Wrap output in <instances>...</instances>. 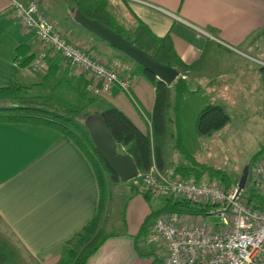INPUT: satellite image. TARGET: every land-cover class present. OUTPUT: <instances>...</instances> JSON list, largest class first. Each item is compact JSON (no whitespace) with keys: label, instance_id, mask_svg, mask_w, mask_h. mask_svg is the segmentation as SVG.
I'll return each mask as SVG.
<instances>
[{"label":"crops","instance_id":"crops-1","mask_svg":"<svg viewBox=\"0 0 264 264\" xmlns=\"http://www.w3.org/2000/svg\"><path fill=\"white\" fill-rule=\"evenodd\" d=\"M34 1L40 11L51 17L60 31L71 38L67 30L71 33L74 28L66 24L64 16L60 23L57 14H65V17L74 14V5L69 11H61L56 4L58 0ZM107 10L125 30H132L139 19L156 36L169 34L177 54L187 64L199 60L206 50L198 68L185 78L188 92L199 90L203 84L215 83L219 84L214 86L215 93H227L235 100L243 96L242 92L248 95L264 93V77L260 71L264 67V0H107ZM0 27V87L14 82L37 84L42 74L32 73L27 67L19 68L14 61L19 42L29 44L31 52L38 45L10 16L8 0H0ZM77 43L84 44V39ZM87 49L94 53L93 44ZM48 61L56 62L68 78L81 74L55 53L49 54ZM114 69L122 71V68ZM83 74L91 80L88 74ZM130 85L136 104L114 84L107 93L99 96L104 105L116 106L146 134L150 126L145 117L152 111L155 88L142 75H135ZM174 110L177 112L178 108ZM173 120L176 123L177 115ZM0 132L4 137V163L0 166L3 227L39 264H56L63 244L97 213L100 190L95 172L71 139L53 128L0 122ZM170 146L168 140L165 159L167 166H175L169 154ZM142 192L143 196L136 198L141 205L148 204L149 207L133 220L131 230L130 221L124 215V206L128 204L124 199L119 218L114 217L115 223L111 224L112 200L107 193L103 228L111 236L85 264H151L153 256L148 258L147 253L159 257L163 253L164 256V245L153 231L154 218L149 221L146 231L140 233L143 218L162 202L145 187ZM206 222L217 232L224 229L219 219ZM124 226L128 229H123ZM113 227L118 228L117 232L111 229ZM150 233H153L151 240ZM138 242L146 244L142 258L136 255Z\"/></svg>","mask_w":264,"mask_h":264},{"label":"trees","instance_id":"trees-1","mask_svg":"<svg viewBox=\"0 0 264 264\" xmlns=\"http://www.w3.org/2000/svg\"><path fill=\"white\" fill-rule=\"evenodd\" d=\"M70 1L73 3L74 8L80 10L83 15L107 25L132 45L151 54L160 63L175 68L179 74L172 84H166L136 63L131 71L122 69V73L134 76L142 75L154 85V104L152 111L147 115L150 121V129L146 134L140 131L116 106L112 104L104 105L102 100L96 98L98 96L92 95L88 90L89 79L85 74L81 73L68 78L65 73L61 72L56 62L49 63L47 70L42 74L37 84L29 85H38L45 91L42 94L25 95L29 90L28 86L18 82L0 87V122L28 123L57 130L61 135L71 139L88 159L95 172L100 190L97 213L63 244L61 256L56 263L85 264L106 239L111 236L103 228L107 186L109 182L121 181L94 148L85 122L92 115H100L107 131L114 141L132 157L139 173L147 171L152 164H155L161 170L165 169L168 164L165 159V149L169 137L173 136L169 126V111L172 108L177 109L178 102L188 92L185 78L198 68L206 50L201 53L199 60L187 64L177 54L169 34L156 36L139 19L132 30L122 28L109 14L107 0ZM1 31L0 27V34ZM32 59L33 53L30 45L24 41L19 42L15 48L14 57L17 66L26 68ZM260 71L264 77V67ZM67 90L74 92L75 98L73 100L66 96ZM94 104L97 107L91 109L90 107ZM228 120L227 113L220 105H207L198 113L195 124L196 132L199 136L208 135L221 129ZM179 140V137H177L176 145L180 144ZM173 167L176 173L184 179L188 180V175L193 174L183 166L175 165ZM208 169L209 179L207 182L218 180L224 188L231 186L232 180L227 172L220 169ZM196 172H199L200 175L203 170ZM246 172L247 169L245 168L243 176L246 175ZM199 175L196 177H199ZM257 180L261 185V181L258 178ZM129 181H134V187L135 184L145 187L139 177ZM195 182L198 183L197 180ZM244 188L243 190H245ZM242 191L241 198L249 206L264 211V195L260 189L253 186L244 195ZM150 194L156 197L151 191ZM157 199L161 200L162 205L144 217L140 225V233L146 231L149 221L157 216L190 214L206 218L209 212L215 208V204L210 202H193L174 195H162L158 196ZM152 256L151 264H163L161 257L152 253L146 254L148 258ZM0 264H39L13 239V234L3 227L1 219Z\"/></svg>","mask_w":264,"mask_h":264},{"label":"built area","instance_id":"built-area-1","mask_svg":"<svg viewBox=\"0 0 264 264\" xmlns=\"http://www.w3.org/2000/svg\"><path fill=\"white\" fill-rule=\"evenodd\" d=\"M8 2L10 16L38 45L27 66L32 73L43 74L47 70L52 52L79 73L91 77L88 90L92 95L105 94L114 84L134 101L130 90L134 75L108 66L105 60L82 48L61 32L34 0ZM145 119L150 126L149 119ZM256 176L264 195V161L257 164ZM138 177L156 197L174 195L193 202L215 204L208 216L218 217L224 226L223 231L217 232L201 216H157L152 227L164 245L163 264H264V211L253 209L241 198L238 183L224 188L218 180L191 182L176 173L173 166L161 170L155 164ZM173 216L181 220H172Z\"/></svg>","mask_w":264,"mask_h":264},{"label":"rangeland","instance_id":"rangeland-1","mask_svg":"<svg viewBox=\"0 0 264 264\" xmlns=\"http://www.w3.org/2000/svg\"><path fill=\"white\" fill-rule=\"evenodd\" d=\"M56 4L61 11L73 9V3L70 0H58ZM57 15L60 23H63L64 20L62 18L64 16L66 24H69L72 29L74 28L71 33L69 29L67 30L71 39L76 42H79V39H84V44L79 43V45L86 51H89L87 48H90V45L93 44L94 53L100 58H107L105 62L108 66L112 67L115 65L114 68L122 69L134 68V61L123 53L116 52L114 48L74 23L72 13L66 14V17L65 14ZM66 24L64 23V29L67 28ZM27 86L29 90L25 95L45 92L38 85L29 86L27 84ZM211 86L213 87L211 88ZM214 86H219V84H203L199 90L186 93L178 102V111L176 112L173 108L169 111V125L173 133V136L169 137L171 142L169 147L171 161L176 165L183 166L187 171L193 172V174L188 175V180L191 182L197 180L198 183L207 182L209 179L208 168H212L227 172L232 184H236L240 181L243 170L246 168V187L242 194H246L253 186L262 191V186L257 182L256 166L264 161V93L248 95L242 92L241 95L243 96L239 100H235L227 93H215ZM66 96L72 100L75 98L74 92L70 90L66 91ZM96 98L101 100L100 96ZM212 104L220 105L227 113L229 120L221 129L208 135L199 136L195 126L198 113L207 105ZM95 107L97 105L94 104L90 108ZM176 115L178 120L175 123L173 119ZM177 137L180 139L179 145H176ZM253 158L254 160L252 161ZM202 170L203 172L200 175L199 172H196ZM197 175L199 177H196ZM108 184L107 193L112 200L110 222L113 224L115 223L114 217L119 218L120 204L124 199L128 203L124 206V215L130 221L129 228L131 230L134 223L133 220L144 208L149 207L148 204L141 205L136 198V196H143L142 186L135 184L134 187V181H120L117 184L109 182ZM158 201L161 202L160 199ZM171 219L175 221L181 220L177 216H173ZM218 219L214 215L204 218L205 221H217ZM111 229L115 232L118 230L116 227ZM123 229H128V226H124ZM149 235L150 238L153 233ZM132 238L135 239L134 235ZM138 244L139 249L136 255L142 258L141 253L147 250L146 244L142 245L141 242H138ZM159 255L163 258V253Z\"/></svg>","mask_w":264,"mask_h":264},{"label":"water","instance_id":"water-1","mask_svg":"<svg viewBox=\"0 0 264 264\" xmlns=\"http://www.w3.org/2000/svg\"><path fill=\"white\" fill-rule=\"evenodd\" d=\"M73 20L88 32L108 43L112 48L126 55L144 70L153 74L158 80L172 84L178 78L179 74L175 68L160 63L151 54L132 45L122 35L100 21L86 17L78 9L73 14ZM85 126L94 148L121 181H129L138 177L139 171L132 157L114 141L100 115H92L85 122ZM245 181L246 175H242L238 182L239 191L243 190Z\"/></svg>","mask_w":264,"mask_h":264},{"label":"snow or ice","instance_id":"snow-or-ice-1","mask_svg":"<svg viewBox=\"0 0 264 264\" xmlns=\"http://www.w3.org/2000/svg\"><path fill=\"white\" fill-rule=\"evenodd\" d=\"M4 163V137L3 133L0 132V166Z\"/></svg>","mask_w":264,"mask_h":264}]
</instances>
